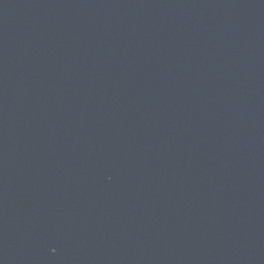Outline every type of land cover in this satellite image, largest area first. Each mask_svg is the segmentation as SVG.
<instances>
[{
	"label": "water",
	"instance_id": "water-1",
	"mask_svg": "<svg viewBox=\"0 0 264 264\" xmlns=\"http://www.w3.org/2000/svg\"><path fill=\"white\" fill-rule=\"evenodd\" d=\"M0 264H264V0H0Z\"/></svg>",
	"mask_w": 264,
	"mask_h": 264
}]
</instances>
